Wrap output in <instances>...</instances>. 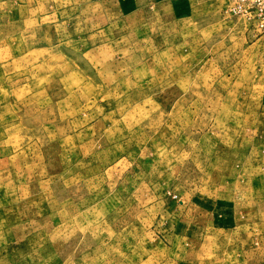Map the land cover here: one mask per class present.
I'll use <instances>...</instances> for the list:
<instances>
[{
	"label": "rangeland",
	"instance_id": "rangeland-1",
	"mask_svg": "<svg viewBox=\"0 0 264 264\" xmlns=\"http://www.w3.org/2000/svg\"><path fill=\"white\" fill-rule=\"evenodd\" d=\"M90 3L0 0V264H264V31Z\"/></svg>",
	"mask_w": 264,
	"mask_h": 264
},
{
	"label": "crops",
	"instance_id": "crops-1",
	"mask_svg": "<svg viewBox=\"0 0 264 264\" xmlns=\"http://www.w3.org/2000/svg\"><path fill=\"white\" fill-rule=\"evenodd\" d=\"M91 5L101 6L106 1L117 2V15L126 17L138 14L140 18L146 17H179L191 15L196 8L197 0H90ZM109 15L108 10L101 15ZM147 20V19H146Z\"/></svg>",
	"mask_w": 264,
	"mask_h": 264
},
{
	"label": "built area",
	"instance_id": "built-area-1",
	"mask_svg": "<svg viewBox=\"0 0 264 264\" xmlns=\"http://www.w3.org/2000/svg\"><path fill=\"white\" fill-rule=\"evenodd\" d=\"M227 12L264 31V0H229Z\"/></svg>",
	"mask_w": 264,
	"mask_h": 264
}]
</instances>
